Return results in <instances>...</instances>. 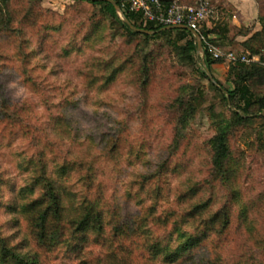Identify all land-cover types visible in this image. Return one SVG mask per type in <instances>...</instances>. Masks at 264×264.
<instances>
[{"label":"rangeland","instance_id":"374dc122","mask_svg":"<svg viewBox=\"0 0 264 264\" xmlns=\"http://www.w3.org/2000/svg\"><path fill=\"white\" fill-rule=\"evenodd\" d=\"M209 1L218 12L209 25L221 32L216 43L261 60L243 41L261 30L264 0ZM98 10L91 0H0L1 235L24 248L31 242L23 205L36 196L37 191L30 194L28 188L37 167L45 165L64 197L68 218L85 199L97 200L106 213L148 216V230L172 247L177 245L176 219L191 234L203 229L200 217L183 223L181 216L192 205L210 199L203 215L207 217L228 204V231L204 244L195 256L207 255L218 264H264V120H253L231 137L240 164L233 187L214 181L209 141L216 133L214 122L229 117V109L208 80L201 79L206 103L176 138L174 100L181 86L196 82L197 74L178 62L163 38L156 42L162 49L143 85L136 61L140 53L133 54L134 45L112 36L107 23L94 29L91 19ZM226 24L230 32L224 39ZM153 48L155 44L149 50ZM110 66L121 69L108 82L88 76L103 77ZM230 66L226 61L215 63L213 74L232 88ZM254 89L263 94L264 83H255ZM193 187L199 191L192 195ZM170 212L167 226L156 221V216ZM111 234L110 224L105 240L95 241L90 233L83 258L91 264H114L125 255L116 243L114 256L108 243ZM144 238L126 241L137 249L135 259L168 264L162 255L148 257V248L141 246ZM79 260L60 248L45 263ZM172 264L191 262L182 258Z\"/></svg>","mask_w":264,"mask_h":264},{"label":"trees","instance_id":"16d2710c","mask_svg":"<svg viewBox=\"0 0 264 264\" xmlns=\"http://www.w3.org/2000/svg\"><path fill=\"white\" fill-rule=\"evenodd\" d=\"M115 1L121 5V0ZM172 1H165V4H169ZM91 2L99 6L98 15L96 14L91 19V25L94 26V29L96 30L101 25H105L104 23H107L106 26L111 29L112 36L122 38L128 46L134 45L132 47L135 48L133 54L136 51L140 53V55H137L138 59L136 61L139 65L138 69L140 77L143 79V85L149 82L151 73L158 60L157 51L162 49L160 48L161 45L159 46L156 42L163 38L167 39L168 48L170 52L177 56L178 62L189 67L197 74L196 78H194L196 82L181 86L179 94L174 100L173 105L177 119L176 138L182 136V130L187 127L206 103L207 90L201 79L208 80L209 87L218 93L221 101L229 109L230 116L214 122L216 133L209 141L212 150V179L226 187H233L238 177L240 164L233 155V149L230 144L231 137L238 129L251 124L253 120H264V115L261 114L264 110V93L260 94L254 89L255 83H264V15L260 17L261 30L243 41V44L251 50L253 55L261 56V62L250 64L242 62L230 63L228 82L232 83L233 86L231 88L222 84L213 74L217 81V84L214 83L203 70L197 57L196 39L188 29H163L164 26H158L154 23L144 25L140 15L126 10V16L136 27L154 30L155 33L147 34L134 31L121 19L110 0H91ZM209 25L210 22L204 24L203 34L216 42V39L220 38L221 32L216 27L212 28ZM224 32L225 36L223 35V38H228L226 36L230 32L228 24L225 25ZM243 35L248 36L249 33H244ZM152 44H155V48L149 50ZM205 61L208 69L213 73V65L224 60H214L206 55ZM108 63L106 62L105 66ZM106 69L108 73L104 74L103 77L95 73L88 76L108 82L115 78L121 68L110 66ZM227 93L229 94L230 103ZM208 110L211 113H215L212 106H209ZM37 168L38 173L34 177L31 188H28L30 194L36 191L37 194L23 205L25 216L31 229V240H28L31 242H26L24 244L25 248L19 244H11L9 238L3 237L0 232V264H46L47 256L60 248H65L67 252L77 254L78 259H80L79 264H91L88 259L83 258V254L86 252L85 244L91 241L89 238L90 233L95 234V241L101 238L105 240L108 224L112 227V239L108 241L112 247L111 249H113L112 253L116 256L115 251L117 248H115V245L120 243L121 252L123 251L125 254L118 258L116 262L114 261V264H143V262L135 259L134 254L137 249H132L134 246L128 247L126 244V241L130 242L138 237H145V242L142 240L141 246L148 248L147 251L150 254L148 257L152 258V260L162 255L168 264L175 263L182 258H185L191 264H218L216 262L212 263V260L207 255H204V258L201 256L199 259L194 253L202 248L204 244L210 243L213 238L228 231L231 224L230 205L225 204L223 208L208 214L207 217H203V215L208 213L211 206L210 199L192 205L181 216H184L183 223L187 224L190 219L196 220L200 217V224L203 229L191 234L182 228V221L176 219L173 224V232L177 235V245L172 247L169 242L165 243L158 237L155 238L151 231L148 230V216H125L121 212L114 211H107L106 213L97 200L89 201L85 199L80 206V210L72 215L71 218H68L64 197L56 181L48 173L45 165ZM191 191L192 195L196 194L199 188L193 187ZM108 213L111 215L109 219ZM172 215L173 213L170 212L169 215L163 218L156 216L155 219L157 222L167 226ZM105 262L104 264H112L108 261ZM236 264L241 263L238 262Z\"/></svg>","mask_w":264,"mask_h":264},{"label":"built area","instance_id":"2783aa9c","mask_svg":"<svg viewBox=\"0 0 264 264\" xmlns=\"http://www.w3.org/2000/svg\"><path fill=\"white\" fill-rule=\"evenodd\" d=\"M120 7L140 15L144 25L154 23L158 26L186 25L199 33L203 41L204 56L214 60L223 59L229 63L242 62L250 64L258 62L257 56H250L235 50H224L216 42L203 34L205 23L218 18L217 8L209 0H198L193 4H185L173 0L165 4L164 0H121ZM264 63V62H263Z\"/></svg>","mask_w":264,"mask_h":264},{"label":"water","instance_id":"95a60500","mask_svg":"<svg viewBox=\"0 0 264 264\" xmlns=\"http://www.w3.org/2000/svg\"><path fill=\"white\" fill-rule=\"evenodd\" d=\"M92 1H102V0H92ZM164 1H170V0H164ZM110 2L114 5L117 13L119 14V16L121 17V19L130 26V28L134 31H138V32H142V33H147V34H154L155 31L154 30H148V29H141L136 27L130 20L129 18L126 16L125 12L122 10V8L120 7V5L115 1V0H110ZM178 28H184V29H188L189 31L192 32V34L195 36L196 42H197V57L199 58L202 68L203 70L206 72V74L209 76V78L217 84V81L215 80L213 73L211 72V70L208 69L206 61H205V56H204V46H203V41L201 39V36L199 35V33L191 30L188 26L186 25H172V26H165L163 29H178ZM228 96V101L230 103L229 100V94L227 93ZM262 115H264V110L261 112Z\"/></svg>","mask_w":264,"mask_h":264}]
</instances>
